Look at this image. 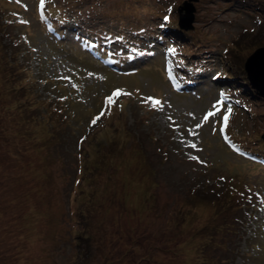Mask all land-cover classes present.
<instances>
[{
    "label": "rangeland",
    "instance_id": "obj_1",
    "mask_svg": "<svg viewBox=\"0 0 264 264\" xmlns=\"http://www.w3.org/2000/svg\"><path fill=\"white\" fill-rule=\"evenodd\" d=\"M43 8L0 0V264H264V249H250L264 244V163L245 154L264 149V96L245 71L264 50V0H45ZM116 90L127 94L109 106ZM107 135L131 152L130 168L140 161L142 178L119 179ZM56 160L61 169L43 181ZM114 179L121 186L111 194L92 191ZM227 193L237 209L221 208L219 228L208 230L209 206ZM77 233L89 240L78 243ZM218 236L224 248L215 251Z\"/></svg>",
    "mask_w": 264,
    "mask_h": 264
},
{
    "label": "trees",
    "instance_id": "obj_2",
    "mask_svg": "<svg viewBox=\"0 0 264 264\" xmlns=\"http://www.w3.org/2000/svg\"><path fill=\"white\" fill-rule=\"evenodd\" d=\"M2 135H6V132L8 131L7 130V128H6V126H4L2 129ZM118 136V135H117ZM110 136L109 135H107V138H109ZM119 137V136H118ZM109 140H110V142L112 143L113 141H114V143H112V145L110 144V146L112 147V152L110 153V154H112V155H116L118 158L116 159V160H119V161H121V164H120V168H119V170H118V168H116V167H113V168H116L115 169V173H118V171H120V173L122 172V176L119 178L120 180L121 179H123V178H125V177H127L128 175H130V177L131 176H134V179L135 178H139V177H141L142 178V176H139V174H138V172H140L139 171V163H140V161H139V163L136 161L133 165H135V166H133L132 168H130V166L129 165H127V164H129V157L131 156V152L129 151V152H127V151H125V149H123L122 150V145H118V146H116V140L115 139H113V138H109ZM254 152H255V155L256 156H258V150L257 149H255L254 150ZM17 154H18V152H16ZM109 154V155H110ZM19 155V154H18ZM20 156V155H19ZM21 158H22V156H20ZM125 160H127L128 162H125ZM57 162V160L56 161H48V163H47V167H48V172H46V170L45 171H40L41 172V178H43L42 180L44 181H47V176L49 175L50 176V174L53 172L52 171V169L54 170V168L52 167V166H54L55 167V169H61V167H62V162H61V160H60V164H59V166L58 167H56L55 166V164L54 163H56ZM57 164V163H56ZM58 165V164H57ZM129 166V167H128ZM124 167H127V168H124ZM136 170H134V169ZM32 173H30V175H31ZM146 175H147V173H146ZM145 175V176H146ZM50 178H52L51 176H50ZM137 178V179H138ZM139 181H140V179H139ZM147 181V180H146ZM114 182H116L117 184H119L120 186H121V183H120V181H117V180H112L111 181V183H110V187H109V184H107V183H105V182H102V183H97L96 181L92 184L93 185V189H92V191H94V190H99V191H106L107 192V194H111L112 193V191H113V189L111 188V187H114V186H111V185H113V183ZM132 182L130 181V182H126V184L127 185H130ZM84 184V183H83ZM46 186H49L52 190H53V188H55L56 187V185H54V184H44L43 185V188H45V190H48L47 188H46ZM51 190V191H52ZM53 191H55V190H53ZM84 196H85V198H87L88 196H91L90 195V192H89V189L88 188H84ZM222 195V194H221ZM85 198H84V200H85ZM91 200V199H90ZM232 202V198H231V196H229V194L227 193V198H225V200L224 201H220V202H216L217 203V205L216 204H213L212 206H209V210H211V213L216 217V219L214 220V222L213 223H211V229H208V230H217L218 228L217 227H215V221L221 216V213H220V211H221V208H222V210L223 211H225V212H227L229 215H230V212L233 214V209L234 210H236L237 208L235 207V205L234 206H232V207H228L229 206V202ZM235 202V201H234ZM89 204L91 203V201L90 202H88ZM222 204V205H221ZM216 207H219V208H216ZM227 207V208H226ZM190 212V211H189ZM238 221H240V219L238 220ZM237 224H230L229 223V225L227 226V227H235ZM227 227H224L223 229H224V232H225V230H227ZM201 227H195V228H193L194 230H195V232H196V234H195V237H193V239H195V241L197 240V241H199V243H201L202 241H203V239L205 238V236L203 235V234H199V232H197V230H199ZM79 233H83V232H81V231H79V230H77ZM219 231H221V230H219ZM232 234H234V233H232ZM72 235V234H71ZM76 235H79L78 233L76 234ZM212 239V238H211ZM224 239H225V237L224 236H222V238H220L219 236L217 237V239H216V241L213 243V242H211V245H213V246H216V250L215 251H219L220 249H223L224 248V244H223V241H224ZM81 240H82V242H83V240H89V237H84V236H80L79 235V240H78V243H80L81 242ZM205 240V239H204ZM207 245H209L210 244V242L208 241V243H206ZM77 246H78V244H77ZM202 249H203V247H202Z\"/></svg>",
    "mask_w": 264,
    "mask_h": 264
},
{
    "label": "water",
    "instance_id": "obj_3",
    "mask_svg": "<svg viewBox=\"0 0 264 264\" xmlns=\"http://www.w3.org/2000/svg\"><path fill=\"white\" fill-rule=\"evenodd\" d=\"M189 5L190 6H187L185 4L183 6V9L187 10L186 16L191 15V12L193 11V7H191L192 5L191 4H189ZM179 11H178V13H179ZM188 21L190 22L191 20H188ZM178 25L180 28H182L184 30H186L185 29L186 26H189V23H187L186 19L184 17H182L181 14L179 16ZM259 54L260 55H257L254 58H251L248 60V62L245 64V71H246L247 79H248L250 85L255 87L257 89V91L260 92L264 96V63L261 64L260 67L257 66L259 60L261 58H264V50L260 51Z\"/></svg>",
    "mask_w": 264,
    "mask_h": 264
},
{
    "label": "snow or ice",
    "instance_id": "obj_4",
    "mask_svg": "<svg viewBox=\"0 0 264 264\" xmlns=\"http://www.w3.org/2000/svg\"><path fill=\"white\" fill-rule=\"evenodd\" d=\"M43 5H44V0H40L41 10L43 9ZM24 23H26V22H24ZM126 94H127V93H123L121 90H116V91L113 93V96H111V97H107V98H106L108 105L111 106V105L114 103V97H119L120 95H126ZM144 102H145V103H150V105H151L152 108H157L158 106H160V103H161L159 100H155L154 98H151V97H146V98H144ZM228 111H229V113H230L231 109H229ZM213 114H214V113H211V112H210V113L208 114V116H211V115H213ZM101 115H104V113H101ZM208 116L205 117V120L208 119ZM99 119H100L99 116L96 117V118H94L93 121H92V124H95V123L97 122V120H99ZM169 119H170V118H169ZM227 120H228V116L226 115V116L224 117L225 124L227 123ZM191 147L195 148L196 146L193 144V145H191ZM190 159L198 160L197 157H190ZM201 163H203V162L201 161Z\"/></svg>",
    "mask_w": 264,
    "mask_h": 264
},
{
    "label": "bare ground",
    "instance_id": "obj_5",
    "mask_svg": "<svg viewBox=\"0 0 264 264\" xmlns=\"http://www.w3.org/2000/svg\"><path fill=\"white\" fill-rule=\"evenodd\" d=\"M263 63H264V58H261V59L259 60L258 64H257V66L260 67V65L263 64Z\"/></svg>",
    "mask_w": 264,
    "mask_h": 264
}]
</instances>
